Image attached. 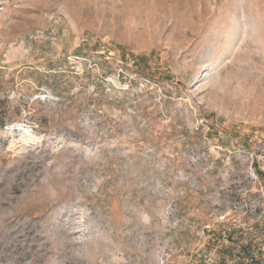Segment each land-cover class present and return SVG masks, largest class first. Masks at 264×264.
Returning a JSON list of instances; mask_svg holds the SVG:
<instances>
[{
    "label": "rangeland",
    "instance_id": "rangeland-1",
    "mask_svg": "<svg viewBox=\"0 0 264 264\" xmlns=\"http://www.w3.org/2000/svg\"><path fill=\"white\" fill-rule=\"evenodd\" d=\"M0 264H264V0H0Z\"/></svg>",
    "mask_w": 264,
    "mask_h": 264
}]
</instances>
